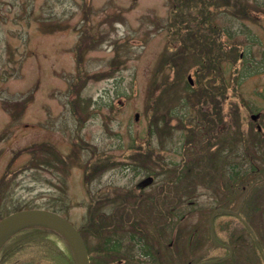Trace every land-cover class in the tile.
<instances>
[{
    "label": "rangeland",
    "instance_id": "rangeland-1",
    "mask_svg": "<svg viewBox=\"0 0 264 264\" xmlns=\"http://www.w3.org/2000/svg\"><path fill=\"white\" fill-rule=\"evenodd\" d=\"M172 1L0 0V219L53 209L89 264H264V0ZM195 94L211 122L181 157ZM232 164L247 177L228 185ZM24 235L0 264H75L63 237Z\"/></svg>",
    "mask_w": 264,
    "mask_h": 264
},
{
    "label": "trees",
    "instance_id": "trees-1",
    "mask_svg": "<svg viewBox=\"0 0 264 264\" xmlns=\"http://www.w3.org/2000/svg\"><path fill=\"white\" fill-rule=\"evenodd\" d=\"M171 1V0H170ZM175 1L176 0H174V1H172V7H174L175 6ZM191 1H193V0H186V1H184L183 3H184V6L185 5H187V4H189ZM201 1H202V3H201ZM209 1L210 0H199V3H201L202 5H204V3H209ZM209 5H211V4H209ZM216 7V6H215ZM220 7V6H219ZM242 8V7H241ZM203 9H204V6H201L199 9H197V17H198V15L200 14V15H202L203 14ZM189 11L191 10L190 9V7H189V9H188ZM185 13H186V9H185ZM227 12H225V14H226ZM230 14H232V12H229ZM241 13V12H240ZM180 14V13H179ZM236 14V13H235ZM234 14V15H235ZM180 16L181 17H183L181 14H180ZM188 19V21H189V23H194V28H196V30H193V27H191V29H192V31L193 32H191V34H190V36L195 40L196 39V42H202L198 37L200 36H198V34H197V32L198 31H201L202 32V30H204L205 29V27H204V23L206 22L205 20L206 19H204V21L205 22H202L201 23V20H200V23L198 24L197 23V20H198V18L196 19V16H194V15H192V16H190V14H186L185 15ZM181 17H178V18H175V24H174V20H172V22H171V24H170V26H173L172 24H174V26L175 25H177V22L179 21V22H181V24H186V25H188L189 23L188 22H186V20H182V21H180L179 19L181 18ZM192 20V21H191ZM196 22V23H195ZM207 24V23H206ZM186 28H189V27H186ZM179 31V29L177 30V32ZM206 31L207 32H205L207 35H209V36H216V34H217V32H216V30H213V28H212V26L211 27H208V28H206ZM201 32L199 33V34H201ZM204 32V31H203ZM190 36H189V38H190ZM182 41H183V43H182V45H183V47H184V50H185V53L187 54L190 50H192V51H194V50H199L200 48L202 49V48H205L206 46L205 45H202V46H199L197 49H195V48H193V46H191L192 48H190L189 47V45L190 44H188V38L187 39H184V38H182ZM202 43H204V42H202ZM211 45V44H210ZM209 45V46H210ZM187 47V48H186ZM220 47H222V46H219V45H217L216 44V48L218 49V51H216L215 53H214V55L216 56V54L218 53V52H220L219 51V49H220ZM205 51H207V50H203V52H202V54L205 52ZM213 55V57L212 56H210V60H209V64H212V61H213V63H214V65L216 66L215 68H213L214 69V72H215V76H216V78H218L219 77V75H220V72H219V69H220V66H219V63H218V59L217 60H215V56ZM211 58H212V60H211ZM172 63L174 64L175 62L174 61H172ZM245 71V70H244ZM207 74H209V73H207ZM246 74L244 73V72H240L239 73V76L240 77H243V76H245ZM202 76H203V74H199L198 75V77L200 78V79H202ZM212 81H213V79H212ZM221 82V81H220ZM185 87L187 88V89H192L191 88V84H189V83H185ZM210 88V82L208 83V85L205 87V88H203V92H204V95H206V93L208 92L207 90ZM222 89H223V86H222V83H221V86H219L218 87V89L217 90H215L217 93L220 91V92H222ZM201 92V91H200ZM210 94V93H209ZM197 94H195V96H196ZM221 95V94H220ZM211 97L213 96L212 94L210 95ZM198 97H201V95H198V96H196V98L195 97H193V96H189V95H186L184 98H182V100H181V105H183V106H185V107H187L188 109L189 108H192V109H195V116L197 115L196 113H198V115H200L201 116V120H202V124H200V121L201 120H199V119H196V118H194L193 120H191L190 119V121L188 122V124L190 125L189 127H187V125H185V123L182 121V119H178L177 120V124H176V126L177 127H181V128H184V129H187V132H189V134H187V135H185L184 136V140H185V144L183 143V148H182V151H181V153H180V155H181V157L183 156L184 157V155H187V154H189L187 151H188V149H189V146L191 145V144H195V142H196V140L194 139V136L196 137V135H197V133L199 132L200 133V135L201 136H199L200 138H202L203 137V139H204V136H205V130L206 129H203V121H205L206 123H210L211 121H209V120H206V119H204V116H207V114L206 115H204L205 113H202L201 111H200V107H202V100H199L198 99ZM207 97V96H206ZM193 99H195V101L193 100ZM197 100H199V102H197ZM198 103L197 104V106H195V104H193V103ZM201 112V113H200ZM157 113L155 112V115H156ZM171 116L172 115H175L173 112L170 114ZM197 115V116H198ZM254 115H257V113L255 114L254 113ZM153 116V115H152ZM159 116V118H158V120H156V122H155V117L153 116V121L158 125V123H161V122H163V119H164V115L163 116H160V115H158ZM166 116H168V115H166ZM196 116V117H197ZM213 116V115H212ZM158 121H160V122H158ZM155 124V125H156ZM180 131L181 132H183L184 133V130L183 129H180ZM151 132H152V130H151ZM199 133H198V135H199ZM256 136L257 137H260V135L258 134V133H256ZM210 140H209V138H206L205 140H203V144H202V148H209L210 147V142H209ZM216 141H218V142H216V144L217 143H220L221 141H219V139L218 140H216ZM185 145H186V148H185ZM51 150V149H50ZM50 150H48V147H44V146H41L39 149H38V154H40V153H42V152H45L44 153V155L45 154H47V153H49L50 152ZM54 153V152H53ZM151 150H149V154L151 155ZM57 154L58 155H60V153L57 151ZM207 156H209V154H206ZM60 156H62V155H60ZM65 159H67L66 157H62V160H60V162H62L63 160H65ZM58 160V161H59ZM108 158H102L99 162H100V165H104V166H106V165H108ZM215 160V159H214ZM216 163H217V161H215V165H216ZM106 164V165H105ZM117 164H121L120 162H117ZM99 168L101 167V166H98ZM175 169H176V167H175ZM175 169H173V171L172 172H175L176 170ZM191 169V168H190ZM257 171V169H253V170H251V172H252V174L253 173H255ZM148 172V171H147ZM162 172H167V174H171V172L169 171V170H163ZM230 173H229V175L227 176V178L225 179L226 181H227V183H229V182H231L230 184H228V185H232V184H234L235 182H238V181H241L242 180V178H246L247 177V173H242V171L241 170H239L238 169V166H236V165H234V164H232V165H230V171H229ZM169 174V175H170ZM181 175H183V173L181 172L180 173ZM180 177V176H179ZM257 177H258V175H257ZM260 178V176L257 178V179H259ZM178 179V177L177 178H173V180H174V182H176V180ZM254 179H256V178H254ZM167 180H168V178H167ZM172 180V179H171ZM181 183V182H180ZM38 206H34V207H30V208H37ZM52 209V208H51ZM52 211H53V209H52ZM3 216H1V218H2ZM23 234H26V235H24L25 237H27V236H30V235H32V236H34L35 238H37V239H39V240H43V241H45L48 245H50L51 247H52V245H53V247H55V248H57L56 247V244L54 243V241L52 240V239H50L49 237L50 236H52L53 238H57V239H59V238H61V236L58 234V233H56L54 230H52V229H49V228H46V227H40V226H29V227H24V228H22V229H20V230H18V231H16L13 235H11L4 243H3V245L0 247V259H1V255H2V259H5V258H7L8 257V255L9 254H7V253H5V248H6V246L7 245H11V244H13L14 245V247H16L17 245H19V243H21L23 240H20L19 238H20V236L19 235H23ZM38 240V241H39ZM106 244H109L108 242H106ZM110 246H113V249L112 250H116L117 251V249H118V247L120 246L119 245V242H113L112 244H110ZM42 247H44V248H46L47 250H49L48 249V247L47 246H42ZM67 247H68V252H69V254H71L72 255V251L70 250V248H69V246L67 245ZM58 249V248H57ZM61 251V250H60ZM14 254L16 255L18 252H19V247H18V249L16 250V249H14ZM13 254V255H14ZM11 255V254H10ZM56 258V257H55ZM4 261V260H3ZM73 261H74V263H75V259L73 258ZM59 262H61V260L59 259ZM30 263H32V264H35L33 261L31 262L30 261ZM40 264H43V263H40ZM45 264V263H44ZM76 264V263H75Z\"/></svg>",
    "mask_w": 264,
    "mask_h": 264
},
{
    "label": "water",
    "instance_id": "water-1",
    "mask_svg": "<svg viewBox=\"0 0 264 264\" xmlns=\"http://www.w3.org/2000/svg\"><path fill=\"white\" fill-rule=\"evenodd\" d=\"M135 118H137V115H135ZM252 118H255V116H252ZM221 212L227 215L233 214L228 211ZM28 226H42L53 229L70 245L76 264H89L88 256L78 231L59 214L44 209L19 210L2 218L0 220V247L16 231ZM211 240L213 243L218 244L213 238L212 231ZM226 248L229 250L228 247Z\"/></svg>",
    "mask_w": 264,
    "mask_h": 264
},
{
    "label": "flooded vegetation",
    "instance_id": "flooded-vegetation-1",
    "mask_svg": "<svg viewBox=\"0 0 264 264\" xmlns=\"http://www.w3.org/2000/svg\"><path fill=\"white\" fill-rule=\"evenodd\" d=\"M149 181H150V180H149ZM137 262H139V261H137ZM140 262H141V261H140ZM155 262H156V261H150V263H154V264H156Z\"/></svg>",
    "mask_w": 264,
    "mask_h": 264
}]
</instances>
